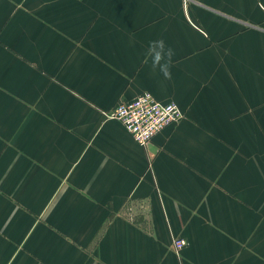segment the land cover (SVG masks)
<instances>
[{
	"label": "crops",
	"instance_id": "crops-1",
	"mask_svg": "<svg viewBox=\"0 0 264 264\" xmlns=\"http://www.w3.org/2000/svg\"><path fill=\"white\" fill-rule=\"evenodd\" d=\"M0 264H264V0H0Z\"/></svg>",
	"mask_w": 264,
	"mask_h": 264
},
{
	"label": "built area",
	"instance_id": "built-area-1",
	"mask_svg": "<svg viewBox=\"0 0 264 264\" xmlns=\"http://www.w3.org/2000/svg\"><path fill=\"white\" fill-rule=\"evenodd\" d=\"M109 116L122 122L140 144L146 145L165 127L180 122L185 113L177 103L162 102L152 92L144 91L132 100L119 101ZM186 244L183 237L173 240L176 251Z\"/></svg>",
	"mask_w": 264,
	"mask_h": 264
},
{
	"label": "clouds",
	"instance_id": "clouds-1",
	"mask_svg": "<svg viewBox=\"0 0 264 264\" xmlns=\"http://www.w3.org/2000/svg\"><path fill=\"white\" fill-rule=\"evenodd\" d=\"M156 43H159L161 46L163 45V42L162 41H160V42H153V44H156ZM168 54H169V56L172 54L171 53V50H169V53Z\"/></svg>",
	"mask_w": 264,
	"mask_h": 264
},
{
	"label": "rangeland",
	"instance_id": "rangeland-1",
	"mask_svg": "<svg viewBox=\"0 0 264 264\" xmlns=\"http://www.w3.org/2000/svg\"><path fill=\"white\" fill-rule=\"evenodd\" d=\"M108 116H109V112H108ZM109 117H110V116H109ZM183 118H184V117H183ZM183 118H182V119H183ZM182 119H181V120H182Z\"/></svg>",
	"mask_w": 264,
	"mask_h": 264
}]
</instances>
